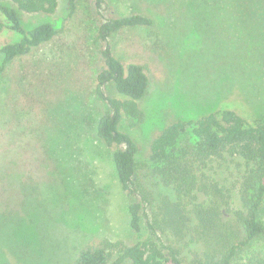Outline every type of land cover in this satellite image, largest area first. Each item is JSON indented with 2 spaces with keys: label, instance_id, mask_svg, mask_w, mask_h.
I'll use <instances>...</instances> for the list:
<instances>
[{
  "label": "rangeland",
  "instance_id": "1",
  "mask_svg": "<svg viewBox=\"0 0 264 264\" xmlns=\"http://www.w3.org/2000/svg\"><path fill=\"white\" fill-rule=\"evenodd\" d=\"M140 11L152 24L115 35L112 43L124 59L135 54L147 66L143 118H123L121 129L140 146L133 180L150 195L152 219L165 217L147 156L155 130L170 119L221 108L264 120V20L262 35L253 28L241 36L231 0H75L71 14L68 0H58L53 14L23 17L27 27L49 21L58 30L39 54L68 78L80 60L89 58L95 67L102 16ZM241 66L249 68L248 76L234 71ZM40 104L27 107L16 84L0 80V264H73L81 247L102 237L133 242L112 149L95 133L104 104L70 82ZM220 211L234 242L236 234L242 238L233 214L224 206ZM206 246L200 254L218 259L223 243Z\"/></svg>",
  "mask_w": 264,
  "mask_h": 264
},
{
  "label": "trees",
  "instance_id": "2",
  "mask_svg": "<svg viewBox=\"0 0 264 264\" xmlns=\"http://www.w3.org/2000/svg\"><path fill=\"white\" fill-rule=\"evenodd\" d=\"M231 5L241 36L253 28L258 37L263 34L264 0H231ZM57 6L58 0H0V80L15 83L19 99L29 108L55 98L67 82L104 104L95 133L112 149L129 226L136 235L131 243L102 237L81 247L73 264H264V120L249 121L234 109L221 108L190 120L170 119L155 130L147 156L165 217L151 219L150 195L133 180L140 146L121 129L123 118H143L147 66L135 54L124 59L115 53L112 38L150 26L153 19L143 11L102 16L95 67L89 58L80 60L67 78L53 60L39 54L58 30L49 21L24 25V14L49 15ZM68 9L74 11L75 0H68ZM234 71L242 77L250 73L243 66ZM222 206L243 234H236L235 242L231 228L219 220ZM166 233L179 241L167 240ZM213 239L223 243L218 259L199 252L205 245L209 250Z\"/></svg>",
  "mask_w": 264,
  "mask_h": 264
}]
</instances>
